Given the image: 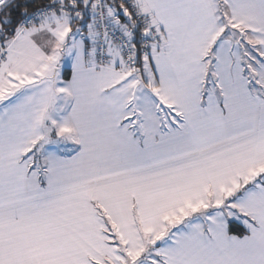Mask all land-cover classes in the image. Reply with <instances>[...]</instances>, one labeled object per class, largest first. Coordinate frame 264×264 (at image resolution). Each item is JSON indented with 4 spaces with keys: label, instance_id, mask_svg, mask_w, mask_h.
<instances>
[{
    "label": "snow or ice",
    "instance_id": "snow-or-ice-1",
    "mask_svg": "<svg viewBox=\"0 0 264 264\" xmlns=\"http://www.w3.org/2000/svg\"><path fill=\"white\" fill-rule=\"evenodd\" d=\"M0 264H264V0H0Z\"/></svg>",
    "mask_w": 264,
    "mask_h": 264
}]
</instances>
